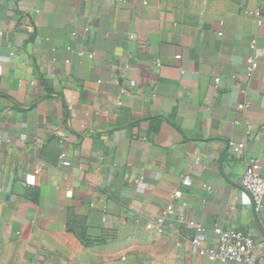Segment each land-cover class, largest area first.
<instances>
[{"label": "crops", "instance_id": "1", "mask_svg": "<svg viewBox=\"0 0 264 264\" xmlns=\"http://www.w3.org/2000/svg\"><path fill=\"white\" fill-rule=\"evenodd\" d=\"M257 10L260 0H0V264H221L197 254L190 223L249 234L264 264V207L241 187L250 159L264 175Z\"/></svg>", "mask_w": 264, "mask_h": 264}, {"label": "built area", "instance_id": "2", "mask_svg": "<svg viewBox=\"0 0 264 264\" xmlns=\"http://www.w3.org/2000/svg\"><path fill=\"white\" fill-rule=\"evenodd\" d=\"M264 6V0H260ZM256 24H264V16L260 11H254L249 13ZM250 50L253 55L247 59L246 75L249 78L254 70L258 66V55L261 50L258 48L256 40L253 39L250 42ZM92 58V56H90ZM176 59H180L177 56ZM218 82V80H216ZM134 82L129 83L130 88L135 87ZM116 105L120 106L121 101L117 98ZM246 106L238 105L237 109L242 110ZM60 141L65 137L64 133L59 134ZM1 142V140H0ZM230 149L236 155H241L245 152V145L229 144ZM58 164L61 167H69L71 163L67 160L65 152H60L58 155ZM43 170V163L37 162L31 176L39 175ZM132 183L136 184L137 191H144L142 178L133 180ZM192 184L190 178L184 176L182 178V186L190 187ZM241 187L245 193L251 198L252 205L255 206V210L264 207V175L261 170L260 164L255 159H250L246 163L245 171L241 178ZM1 191V188H0ZM208 193H211V189L207 187ZM174 199H180L182 197V191L176 190L173 193ZM190 230L194 233L191 239V245L197 250L199 256H205L212 261H217L221 264H258L259 258L256 253V245L253 238L244 232L238 230H225L220 226H215L211 230H207L204 226L199 224H189ZM214 240L215 244L212 248L205 249L202 245L208 240Z\"/></svg>", "mask_w": 264, "mask_h": 264}, {"label": "water", "instance_id": "3", "mask_svg": "<svg viewBox=\"0 0 264 264\" xmlns=\"http://www.w3.org/2000/svg\"><path fill=\"white\" fill-rule=\"evenodd\" d=\"M253 206V208L255 209V206L254 205H252Z\"/></svg>", "mask_w": 264, "mask_h": 264}]
</instances>
